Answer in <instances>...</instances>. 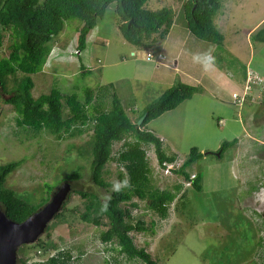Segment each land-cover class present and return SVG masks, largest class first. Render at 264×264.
Masks as SVG:
<instances>
[{
	"label": "rangeland",
	"instance_id": "obj_1",
	"mask_svg": "<svg viewBox=\"0 0 264 264\" xmlns=\"http://www.w3.org/2000/svg\"><path fill=\"white\" fill-rule=\"evenodd\" d=\"M221 3L222 12L215 16L214 23L224 35L222 46L201 41L189 33L185 35V19L175 0H148L147 6H168L174 9L173 25L169 35L163 39L167 38L166 43L174 40V43L170 41L167 45L177 56L180 69L189 68L190 62L196 58L206 65V58L209 57L210 63H214L220 70L226 69L227 78L238 83L246 63L242 65L232 54L239 58L246 56L248 59L251 53L247 81L256 79L257 73L252 68L260 74H257L259 80H263L264 43L259 44L253 40L255 47L250 49L247 42L238 45L233 42V38L244 39L242 36L248 27L263 17L264 0H222ZM262 23L264 27V20ZM80 26L78 19L67 20L61 31L50 39L51 52L42 70L31 75L34 81L31 90L33 97L56 86L62 93L75 94L83 102L86 100V88L95 89L99 85L114 83L113 90L124 108L128 111V107L135 108L132 113L126 110L135 120L146 105L173 82L186 78L179 73L180 70L174 71L173 64L168 60H164L165 65L161 66L156 64L155 59L147 57L148 51L156 56L157 51L162 50L163 41L160 39L147 42L149 47L143 49L132 46L121 36L115 3L107 7L103 18L88 33L85 49L78 54L76 44ZM0 32L4 36L0 53L2 57L8 54L11 40L5 31L0 29ZM132 51L136 52L135 55L131 54ZM160 71H166L167 76L163 78ZM202 87L205 90L203 94H195L177 108L146 123L149 131L164 138L163 149L168 154H178L180 160H183L192 148L202 153L203 158L191 165L193 171L197 172L199 168L203 175V191L195 193L192 199L195 210L190 217H195L196 221L187 230L172 231L171 226L177 220L173 211H169L168 218L159 220L156 215L146 213L145 204L142 203L133 213L146 223L154 217L157 223L154 234L148 232L137 236L139 243L147 240L150 244L148 250L154 256L161 261L166 257L162 264H226L223 255L229 256L233 262L237 260V264H250L253 261L264 264V246H257L259 238L264 240V189L249 191L254 183L257 186L264 185V105L253 100L235 105L230 98L236 88L240 90L235 84L227 83L224 90L217 89L218 83ZM103 91L106 89L103 88ZM4 97H0V164L25 157V161L6 176L5 187L31 202H39L43 194L50 195V199L63 182L56 184V180L77 165L82 166L79 182L83 187H95L90 179L88 158L80 157L76 151L82 145L86 152L89 151L90 131L60 141L47 133L25 139L21 132L20 140L14 133L17 130L13 120L15 113L4 102ZM91 102L98 104L101 100L93 95ZM104 104H108V101L105 100ZM234 139L237 140L236 144L225 149L223 157L218 158L217 148L223 142ZM120 147L121 142H116L112 147L113 154ZM149 147L153 151V147ZM150 163L153 164L152 160ZM117 165L111 161L104 167V178L110 186L107 190L95 187L101 198L108 199L113 184L120 182L117 177L120 168ZM159 172L163 177L157 174V180L153 178L156 187H170L175 183L174 174L160 169ZM44 182L55 185L52 189ZM73 187L78 188L79 184L74 183ZM82 201L79 194L72 192L67 206L78 207V210L73 214L52 218L48 230L39 238L60 250L69 248L74 256L70 264H115L113 256L117 257L119 264H142L129 262L114 251L104 250L106 245L100 241L99 234L106 227H95L80 220ZM172 209L170 206L169 210ZM251 238L255 241L252 244ZM21 247L22 253L28 256L27 264L43 260L54 252L48 250L46 254H40L39 250V253L34 252L32 246ZM77 256L80 258L77 259ZM239 256L243 258L238 260Z\"/></svg>",
	"mask_w": 264,
	"mask_h": 264
},
{
	"label": "trees",
	"instance_id": "obj_2",
	"mask_svg": "<svg viewBox=\"0 0 264 264\" xmlns=\"http://www.w3.org/2000/svg\"><path fill=\"white\" fill-rule=\"evenodd\" d=\"M178 1L188 32L201 41L222 46L224 35L214 23L215 16L221 11L222 0ZM147 2L148 0H0V29L5 31L11 40L8 54L0 56V97L4 95V102L13 108L14 126L17 128L14 133L19 137L18 139L22 140L19 135L21 132L24 133L25 139L47 133L60 141L90 131L89 151H87L89 153L83 145L77 147L76 151L80 157L89 159L86 160L94 186L105 190L110 186L104 178L103 170L111 161L116 162L120 168L117 172L119 181L127 179L130 182V187L124 188L120 193L111 191L108 199H104L97 193L95 187L84 188L79 182L82 166L69 168L68 172L66 171L55 182L56 184L62 181L70 182L71 189L61 210L53 218L73 214L78 210V207L67 206L71 193L76 192L83 200L82 212L79 213L80 220L95 227H106L99 234L100 241L106 245L105 251H114L129 262L162 264L167 258L159 260L148 250L149 242L144 239L139 243L137 237L148 232L154 234L156 218L152 217L149 223H146L145 220L139 219L133 210L140 208L144 203L146 213L156 215L159 220L168 218L169 211H173L177 220L170 230L191 228L196 221L195 217H190L195 210L193 195L203 191L202 171L199 168L197 172L193 171L191 165L195 161L198 162L203 155L196 148H192L188 156L183 158L182 164L172 169L176 176L175 183L173 182L170 187H156L153 184V177H156L157 172L145 154L144 145H153L160 165L164 162H174L178 154L165 152L163 149L165 140L142 127L148 121L177 108L183 101L192 98L194 93L201 91V88L177 80L146 105L141 113H146L145 117L139 125L132 121L121 104L113 90L114 83L99 85L95 89L86 88V100L83 102L77 95L62 93L56 86L38 97H33L31 94L34 86L31 75L42 70L51 52L49 41L61 31L67 20L78 19L81 22L76 44V51L79 53L85 49L88 33L95 27L97 21L103 18L107 7L112 3H115L118 28L128 43L145 49L149 47L147 42H155L167 36L175 11L168 6L150 8ZM3 37L0 32V53ZM251 39L264 42V27L252 34ZM80 63L83 68L81 60ZM252 70L258 73L255 69ZM19 73L22 75L18 76ZM247 77V66L243 65L239 88L244 92L242 93L244 102L253 100L264 105V80L260 82L252 80L248 85L249 88L245 90ZM103 88L106 89L105 92ZM93 95L101 100L99 102L101 105L92 104ZM105 100L108 104H104ZM130 110L133 111L132 108ZM256 115L254 113L255 117ZM116 142H121V147L116 154H113L112 147ZM236 142V139L223 142L217 148V157L222 158L224 150L233 147ZM24 158L0 164V208L15 222L26 219L44 205L50 196L43 194L39 202H31L5 187L6 176L20 166L25 161ZM44 183L52 189L55 185V183ZM74 183H78L79 187L74 188ZM254 184L250 186L251 192L260 187ZM105 202L108 204L107 210L101 211ZM170 206L173 207L172 210H169ZM62 209L63 213H61ZM48 228L49 226L46 230ZM252 236L254 238L253 233ZM253 238L251 244L255 242ZM257 244L260 248L264 246L263 238H259ZM24 246H32L34 252L39 250L40 254H46L48 250L54 251L45 259L30 264H70L74 259L69 248L60 250L41 238ZM21 248V246L18 248L17 262L27 264L28 256L25 252L22 253ZM79 258L77 256V259ZM112 258L115 264H119L117 257ZM240 258L243 257L239 256L238 260ZM222 259L227 261L226 264H237V260L233 262L229 256L223 255ZM250 264L257 262L253 261Z\"/></svg>",
	"mask_w": 264,
	"mask_h": 264
},
{
	"label": "water",
	"instance_id": "obj_3",
	"mask_svg": "<svg viewBox=\"0 0 264 264\" xmlns=\"http://www.w3.org/2000/svg\"><path fill=\"white\" fill-rule=\"evenodd\" d=\"M70 189V183L63 182L48 202L21 222L11 220L0 208V264L17 263L18 248L35 242L45 232L48 223L60 211Z\"/></svg>",
	"mask_w": 264,
	"mask_h": 264
},
{
	"label": "crops",
	"instance_id": "obj_4",
	"mask_svg": "<svg viewBox=\"0 0 264 264\" xmlns=\"http://www.w3.org/2000/svg\"><path fill=\"white\" fill-rule=\"evenodd\" d=\"M222 12V10L220 11V13ZM264 20V15L263 17L260 19V20H256L255 23H253L250 27H248V30L247 32H244L243 33V38L244 39H241V38H233V42L235 44H238L240 42H247V44L249 45V48L250 49H253L255 46H253L254 44L252 43V40L251 39V36L252 34H254L255 32H257V30H259L261 27H262V21ZM242 28V27H241ZM245 28V27H244ZM185 29V28H184ZM170 32V31H169ZM186 33H189L188 30L187 32L185 31L184 34L186 35ZM121 34V33H120ZM190 34V33H189ZM169 35V33H168ZM167 35V36H168ZM191 35V34H190ZM122 36V35H121ZM166 39H161L160 41H163V45H162V50H158L157 51V54L159 53H162L163 55H165V61L168 60L169 62H171L173 64V67L172 68L174 71H179L180 74H183L182 76L186 77L182 80H180L181 82L183 83H186V84H192V85H198V87L201 88V91H198L197 93H201L203 94L205 92L204 88L202 86H206V87H210V84H216L218 83L219 84V88L217 89H221V90H224L226 89V84L227 83H230L231 84H235L237 87H239V82L238 83H235L233 80L227 78V72H226V69L225 71L223 70H220L216 67V65H214V63H210V59L209 57L206 58V65L202 64L199 59H193L191 62H190V66L189 68L188 67H183V69H180V67L178 66V62H177V56L174 55V53L171 51L170 47H168V43L170 41H174V40H169L167 43H166ZM254 41H258L259 44H262L264 42H261L259 40H254ZM174 43V42H173ZM182 44L184 42H181ZM251 43V44H249ZM238 45H241V44H238ZM133 46V45H132ZM183 47V46H182ZM181 48V47H180ZM184 51V50H182ZM135 51H132L131 54L132 55H135ZM233 57H236L238 59V61L240 63H242V65L244 64V62L246 63L245 66H247V64L250 62L251 58H252V55L251 53H249V57L247 59L246 56H241V58L235 56L232 54ZM174 60V61H173ZM158 65V64H157ZM208 65H210V68L208 67ZM163 66V65H161ZM245 69V68H244ZM156 71V69L154 70V72ZM243 74V72H242ZM160 75L165 78L167 76V72L166 71H160ZM237 89V88H236ZM196 93V94H197ZM160 130H162V126L159 127ZM155 133V132H154ZM156 134V133H155ZM157 135V134H156ZM161 137V136H159ZM164 139V138H163ZM234 187V186H233ZM232 187V188H233Z\"/></svg>",
	"mask_w": 264,
	"mask_h": 264
},
{
	"label": "clouds",
	"instance_id": "obj_5",
	"mask_svg": "<svg viewBox=\"0 0 264 264\" xmlns=\"http://www.w3.org/2000/svg\"><path fill=\"white\" fill-rule=\"evenodd\" d=\"M176 2H178V4H179V1L177 0ZM181 7V6H180ZM174 10V9H173ZM174 19H175V15H174V18H173V22H174ZM132 20H130V22H131ZM173 22H172V25H173ZM119 25V24H118ZM172 25H171V27H172ZM119 27V26H118ZM171 27H170V29H171ZM170 29H169V31H170ZM186 30H187V28H186ZM120 31V30H119ZM169 33V32H168ZM168 33H167V35H168ZM130 44V43H129ZM132 45V44H131ZM133 46H135V45H133ZM79 53V52H78ZM151 54V57H148V55H147V57L148 58H150V59H155V61H156V64H158V65H165L164 64V59H165V55H163L162 53H159V54H157L156 56H154V54L152 53V52H150V51H148L147 52V54ZM248 65H249V63L247 64V67H248ZM249 74V73H248ZM258 74V73H257ZM177 80H179V79H177ZM173 84H174V82H173ZM172 84V85H173ZM171 85V86H172ZM190 85V84H189ZM191 86H195V87H198V85H192L191 84ZM242 92L243 91H241V90H239V91H237V89H235L234 91H233V93H236L237 95H241L242 94ZM197 93V92H196ZM196 93H194L193 94V96L196 94ZM232 93V94H233ZM232 94L230 95V98H231V101H232V99L234 100V104L236 105V104H239L237 101H236V99L232 96ZM233 102V101H232ZM244 103V102H243ZM133 109V111H131L130 109ZM128 109H129V111L127 110V108H126V110L128 111V112H134V110H135V108L133 107V106H131V107H128ZM145 114L146 113H144V114H140V115H138L137 117H136V119L135 120H132L133 122H136V124H141V122H142V120L144 119H142L141 120V122L140 123H138V121L140 120V118L142 117V116H144L145 117ZM131 118V117H130ZM132 119V118H131ZM143 129H147V127H146V125L144 126V127H142ZM141 129V128H140ZM155 134V133H154ZM157 137H159V136H157ZM163 139V138H162ZM263 145H264V143H262ZM149 146H152L153 147V145L152 144H150V145H144V149H145V154H146V156L148 157V159H149V161L150 160H152V163L153 164H151V165H153V167L155 168V170H156V172H157V174L160 176V177H163L161 174H160V172H159V169L161 170V171H163V172H165L166 173V171H165V169L166 168H168L169 169V172H167V173H169V174H173V172H172V169L173 168H177L178 166H180L181 164H182V160H180V156L178 155V157L176 158V160L174 161V162H171V163H163L162 165H160L159 163H158V159H157V156H156V153H155V150H154V147H153V151L151 150V148L149 147ZM149 147V148H148ZM147 149H148V152H146L147 151ZM203 158V157H202ZM201 160V159H200ZM194 176V174H192V176L191 177H193ZM156 177H157V175H156ZM156 177H153L155 180L157 179ZM263 183L262 184H264V178H263ZM67 182V181H66ZM63 183V182H62ZM70 183V182H69ZM70 185H71V183H70ZM126 187H130V182H129V180H124V181H121V182H115L114 184H113V186H112V191L113 192H116V193H120V192H122L123 191V189L124 188H126ZM264 189V185H260V187L258 188L259 190L260 189ZM250 191V190H249ZM256 191V190H255ZM254 192V191H253ZM69 194V193H68ZM107 207H108V204H107V202H105L103 205H102V208H101V211H106L107 210ZM62 208V207H61ZM2 210V209H1ZM35 212V211H34ZM22 246V245H21ZM17 252H18V250H17ZM17 256H18V254H17ZM17 261H18V257H17Z\"/></svg>",
	"mask_w": 264,
	"mask_h": 264
},
{
	"label": "built area",
	"instance_id": "obj_6",
	"mask_svg": "<svg viewBox=\"0 0 264 264\" xmlns=\"http://www.w3.org/2000/svg\"><path fill=\"white\" fill-rule=\"evenodd\" d=\"M147 55H148V57H151V54L148 53ZM255 74H256V73H255ZM247 78H248V77H247ZM263 80H264V79H263ZM263 80H259V76H258L257 74H256V79H253L254 82H260V81H263ZM251 81H252V80H251ZM251 81H247V80H246V84H247V86L245 87V90H247V88H249L248 85H249V83H250ZM242 93H244V92H242ZM232 96L236 99V101H237L239 104H241V103L244 102L242 94H241V95H237L236 93H233ZM165 171H166V172H169V169L166 168Z\"/></svg>",
	"mask_w": 264,
	"mask_h": 264
}]
</instances>
